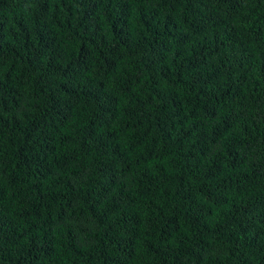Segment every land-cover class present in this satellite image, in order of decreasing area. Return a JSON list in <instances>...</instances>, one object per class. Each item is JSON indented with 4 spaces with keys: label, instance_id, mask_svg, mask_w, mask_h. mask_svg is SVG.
I'll use <instances>...</instances> for the list:
<instances>
[{
    "label": "trees",
    "instance_id": "16d2710c",
    "mask_svg": "<svg viewBox=\"0 0 264 264\" xmlns=\"http://www.w3.org/2000/svg\"><path fill=\"white\" fill-rule=\"evenodd\" d=\"M0 264H264V0H0Z\"/></svg>",
    "mask_w": 264,
    "mask_h": 264
}]
</instances>
